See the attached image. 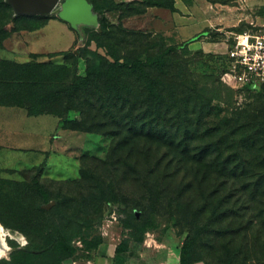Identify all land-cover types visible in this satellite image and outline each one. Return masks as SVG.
Wrapping results in <instances>:
<instances>
[{
	"label": "rangeland",
	"instance_id": "1",
	"mask_svg": "<svg viewBox=\"0 0 264 264\" xmlns=\"http://www.w3.org/2000/svg\"><path fill=\"white\" fill-rule=\"evenodd\" d=\"M111 1L114 5L103 12L120 25V56L147 50L157 57L168 46L185 43L159 66L166 84L158 110L161 119L164 108L169 110L173 144L146 132L133 133L128 141L127 126L109 116L121 105L98 95L75 94L73 100L79 96L80 104L65 109L63 118L27 116L23 109L0 107V239L6 245L0 244V257H8L12 241L27 242L24 231L43 230L48 209L35 189L38 180L49 202L55 205L58 200V211L65 215L59 220L67 223V230L82 222L80 234L72 238L75 256L62 264H179L186 240L190 257L201 259L200 264H264V86L235 88L221 79L234 34L264 24V0H164L167 6H148L139 13L142 0ZM11 10L0 5V24L5 21L10 31L0 42V60L26 62L34 58L26 50H65L53 61L64 62L66 81L84 73L86 60L74 53L95 27L80 24L79 32L73 29L76 44L69 48L70 30L52 14L47 25L22 39L24 29L11 30ZM97 49L106 53L103 47ZM168 66L179 73L186 70L187 77H166L162 73ZM244 113L250 116L245 119ZM236 122L247 129H234ZM184 124L196 131L187 139L185 152L175 146L182 139L177 126ZM216 142L219 150L213 151ZM195 146L201 151L193 150ZM167 160L185 164L173 172L174 163L164 168ZM184 168L189 169L187 176H181ZM217 176L222 184L214 189ZM101 184L118 200L105 198ZM130 207L135 218L143 216L148 223L141 241L121 223ZM83 239H101L103 248L87 250ZM123 239L127 247L120 263L115 247Z\"/></svg>",
	"mask_w": 264,
	"mask_h": 264
},
{
	"label": "trees",
	"instance_id": "2",
	"mask_svg": "<svg viewBox=\"0 0 264 264\" xmlns=\"http://www.w3.org/2000/svg\"><path fill=\"white\" fill-rule=\"evenodd\" d=\"M93 5V10L98 15L100 30L98 28L89 29L90 36L87 37L84 45L75 49L77 53L86 60V67L82 75H75L66 81V67L64 62L57 63L51 60H40L35 57L39 53H30L32 60L26 62L0 60V102L6 104H22L27 107L32 114L38 112H47L56 116L64 117L65 109H75L80 104V100H73L75 94L81 95H98L105 102H112L113 105H121L119 109H112L110 120L117 122L119 126H127L129 141L135 134H147L148 136H158L162 140L171 143L175 138L172 127L168 126L170 120L169 110L164 108V116L161 119V104L163 100V90L166 84L159 73V66L171 58L173 53L176 54L177 48H183L185 43L180 45H170L157 57L150 55L145 50L137 56L122 57L120 38L122 32L116 31L120 27L119 23L112 24L104 14V9H109L114 5L111 0H88ZM133 1L129 4L131 5ZM0 5L7 6L11 9V5L0 0ZM142 8L137 13L143 12L148 6H167L164 0H142ZM125 11V9H124ZM13 10L8 18L14 22L12 31L19 29L34 30L41 27L47 18L52 17L42 15H12ZM5 22V21H4ZM0 24V42L8 36L10 31L5 27L6 23ZM242 31V30H240ZM238 31V32H240ZM95 43V48L91 47V42ZM232 42V40H231ZM98 47L105 48V54L98 51ZM123 48V47H122ZM62 52H59L61 54ZM52 55V54H49ZM145 57V59L142 58ZM166 77L176 78L187 77L186 70L179 71L176 68L168 66L162 73ZM264 86V83L262 84ZM102 105V104H101ZM122 107L126 109H122ZM247 119L249 114L244 113ZM167 116V117H166ZM166 124L169 128L166 132H161L159 124ZM234 129L244 131L245 123L236 122L232 124ZM249 126V125H248ZM251 128L255 124L250 125ZM178 133H181L182 139L175 146H181L182 151L189 150L190 144L188 138L192 137L196 131L190 129L186 124L177 126ZM233 131V129H231ZM246 132V131H245ZM242 135L241 138H243ZM239 141L238 147L241 148ZM219 143V142H218ZM213 144V151L219 150V144ZM232 143H228L226 148H230ZM199 147H193V150ZM201 149L198 150L200 152ZM233 159V155H228ZM160 161V159H159ZM161 162V161H160ZM174 163V164H173ZM173 164V172L182 168L185 164L183 161L164 162V168H170ZM190 166V165H189ZM188 168H184V176L188 175ZM192 182V178L188 180ZM222 184L220 176L215 177L212 184L217 189ZM183 185L187 186L186 182ZM35 189L44 197V202H49L48 194L45 193L43 187L38 180L34 181ZM232 186V185H231ZM105 198L110 200H118L117 194L112 191L111 195L107 193V187L102 184L98 187ZM107 193V195H106ZM46 203V204H47ZM58 200L50 209L46 210V219L42 231H33L29 233L24 231L27 242L24 245L12 241L11 251L7 258H0V264H62L64 259L73 258L77 251V247L72 243V238L81 232V221H77L76 225L67 230V223L59 220V217L65 216L62 211H58ZM138 208L141 205L137 204ZM124 228H131L134 235L132 238L141 241L143 233L147 230L148 223L145 217L141 219L135 218L132 207L128 211L126 217L121 219ZM135 232H140L135 234ZM133 234V233H132ZM84 246L87 250L96 249L101 244V239H83ZM127 239L120 241L115 252L119 254L117 260L123 261L121 253L126 251ZM201 260L199 258L192 259L190 257V245L186 240L180 247L179 264H193ZM204 264H207L204 262Z\"/></svg>",
	"mask_w": 264,
	"mask_h": 264
},
{
	"label": "built area",
	"instance_id": "3",
	"mask_svg": "<svg viewBox=\"0 0 264 264\" xmlns=\"http://www.w3.org/2000/svg\"><path fill=\"white\" fill-rule=\"evenodd\" d=\"M227 66L221 79L233 87L264 83V24L236 32L226 50Z\"/></svg>",
	"mask_w": 264,
	"mask_h": 264
},
{
	"label": "water",
	"instance_id": "4",
	"mask_svg": "<svg viewBox=\"0 0 264 264\" xmlns=\"http://www.w3.org/2000/svg\"><path fill=\"white\" fill-rule=\"evenodd\" d=\"M11 5L14 15H42L49 16L57 14L58 17L67 22L72 29L79 32V25L85 24L100 30L97 13L93 10V5L88 0H76L85 7L83 14L72 15L69 13V6L75 0H4ZM81 38V36H80ZM55 201L44 204L43 207L49 209ZM0 226H2L0 224ZM3 241L0 239V244ZM6 247V245H2Z\"/></svg>",
	"mask_w": 264,
	"mask_h": 264
},
{
	"label": "crops",
	"instance_id": "5",
	"mask_svg": "<svg viewBox=\"0 0 264 264\" xmlns=\"http://www.w3.org/2000/svg\"><path fill=\"white\" fill-rule=\"evenodd\" d=\"M48 18L46 19V21H45V23L41 26V27H39V28H36V29H34V30H23L21 33H20V37L23 39L24 38V36L28 33V32H32V31H36V30H38V29H40V28H42L43 26H45V25H47L50 21H51V19H49L48 21ZM53 20V19H52ZM65 22V21H64ZM66 23V25H67V28L70 30V31H68V34H69V36H70V46H69V48L70 47H72V46H74V44H76V33L74 32V30L67 24V22H65ZM20 39V38H19ZM19 41V40H18ZM18 43V42H17ZM17 43L15 44V49L17 50V51H19L20 50V47H18L17 46ZM19 44V43H18ZM27 47L28 46H26V49H27ZM69 48H67L66 50H68ZM29 49V48H28ZM62 51H65V50H54V51H44V52H42V51H36V50H26V52L29 54V53H39V54H42V55H49V54H52L53 56H52V59H51V61H53V58H58V55H60L59 54V52H62ZM15 59L17 60V61H24L25 60V58L24 59H22L21 58V60H19V59H17V57H15ZM44 60H46V59H44ZM0 107H7V108H19V109H23L24 110V112H25V114L27 115V116H44V115H53V116H55L56 118H57V116L56 115H54V114H50V113H47V112H38V113H35V114H32V113H30L29 111H28V109H27V107L26 106H24V105H22V104H6V103H3V102H0ZM101 248H103V244H99V246L97 247V250L99 251ZM124 264H125V262H124ZM193 264H200V263H197V262H195V263H193Z\"/></svg>",
	"mask_w": 264,
	"mask_h": 264
},
{
	"label": "bare ground",
	"instance_id": "6",
	"mask_svg": "<svg viewBox=\"0 0 264 264\" xmlns=\"http://www.w3.org/2000/svg\"><path fill=\"white\" fill-rule=\"evenodd\" d=\"M85 7L82 5L81 2L79 1H74L70 6H69V13H71L72 15H79V14H83V12L85 11L84 9ZM1 232V229H0ZM8 247V246H7Z\"/></svg>",
	"mask_w": 264,
	"mask_h": 264
},
{
	"label": "flooded vegetation",
	"instance_id": "7",
	"mask_svg": "<svg viewBox=\"0 0 264 264\" xmlns=\"http://www.w3.org/2000/svg\"><path fill=\"white\" fill-rule=\"evenodd\" d=\"M0 258H3V257H0ZM4 258H6V257H4Z\"/></svg>",
	"mask_w": 264,
	"mask_h": 264
}]
</instances>
